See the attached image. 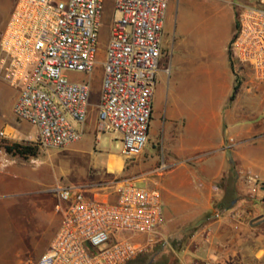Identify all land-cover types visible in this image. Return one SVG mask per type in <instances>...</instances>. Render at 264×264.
Instances as JSON below:
<instances>
[{
    "label": "built area",
    "instance_id": "2783aa9c",
    "mask_svg": "<svg viewBox=\"0 0 264 264\" xmlns=\"http://www.w3.org/2000/svg\"><path fill=\"white\" fill-rule=\"evenodd\" d=\"M104 5L105 0H17L2 32L0 75L17 92L12 112L36 128L34 143L41 149L81 140L77 125L87 120L91 88L68 74L94 72ZM167 5L113 0L97 125L121 137L126 158L140 155L148 141ZM229 53L264 80V0L240 6ZM0 139H8L6 130ZM51 192L67 207L47 251L33 264H129L150 251L164 223L156 189L122 182L114 202L60 184ZM121 232L130 235L119 238Z\"/></svg>",
    "mask_w": 264,
    "mask_h": 264
},
{
    "label": "crops",
    "instance_id": "0c3cea01",
    "mask_svg": "<svg viewBox=\"0 0 264 264\" xmlns=\"http://www.w3.org/2000/svg\"><path fill=\"white\" fill-rule=\"evenodd\" d=\"M230 13L232 15V11H228L223 16L224 33L217 44L212 39L203 50L199 43L185 40L182 30L174 45V71L168 72L165 67L158 70L151 122L155 98H162L159 137L165 143L158 153L161 156L163 151V158L144 156V151L132 158H126L122 150L99 154L90 151L89 159L94 157L101 171L84 184V189L74 188L89 199L107 202L115 201L116 190L122 182L156 189L161 194L166 222L176 218L191 221L203 214L215 213L224 199L232 198L228 210L220 207L236 230L225 237L229 240L227 248H236L239 264H264V214L254 205L257 214L253 219L259 222L255 225L250 219L246 225L243 221L245 204L238 199L243 196L256 199L264 192V80L253 78L246 67L231 59L228 51L233 34ZM165 26L166 23L164 33ZM95 114L90 109L86 121L97 125ZM23 122L16 120L14 127L9 128L14 137L12 141L33 144L36 128L30 129ZM79 131L82 139L86 129L81 127ZM42 150L44 153L33 165L40 166L41 157L52 158L48 150ZM28 172L26 165L0 151V207L5 205L2 200L13 196L32 199L35 207L50 197L48 193H53L50 191L33 193ZM53 196L59 199L54 193ZM7 203L5 206L10 207L11 202ZM54 208L59 220L62 219L66 207L54 203ZM186 253L178 264L201 263L197 257L204 258L205 263H215L211 253L200 254L199 249Z\"/></svg>",
    "mask_w": 264,
    "mask_h": 264
},
{
    "label": "rangeland",
    "instance_id": "374dc122",
    "mask_svg": "<svg viewBox=\"0 0 264 264\" xmlns=\"http://www.w3.org/2000/svg\"><path fill=\"white\" fill-rule=\"evenodd\" d=\"M16 2L17 0H0V39ZM167 2L166 26L165 33L163 29L158 68L165 67L168 72L175 69L176 49L174 45L180 39L182 30L185 31V40L199 43L200 48L203 50L209 46L212 39L217 44L218 39L224 33L222 19L228 11H232V15L230 13V29L233 30L234 34L238 22L239 8L242 4H246V0H167ZM113 18V0H105L95 70L91 75L83 73L68 74L72 82L83 81L89 83L91 88L89 110L92 109L96 116L101 94L103 60L110 38ZM246 68L248 69V65H246ZM248 71L254 78L252 72L249 69ZM162 74L166 77V74ZM200 79L202 81L203 78L200 77ZM16 98L17 92L9 87L0 75V131L4 129L8 134V139H0V151L26 165L29 171L28 179L32 182L35 190L33 193L51 192V189L57 184L69 187H86L84 184L91 182L101 171V165L93 161L94 157L90 156L89 159V152L97 154L107 151L120 153L123 148L119 135L102 133L97 129V125L86 121L83 126H77L79 130H81V127L86 129L80 141L66 149H49L48 153L51 154L52 158L41 157V165L35 166L33 161L44 153L43 150L35 143H15L12 141L14 137L9 128L14 127L17 120L12 112ZM154 106V119L150 123V136L143 153L147 157L158 156V158H163L164 152L161 151V156L158 153L162 143H165V140L159 137L163 99L157 100L155 98ZM23 125L28 126L30 129L35 128L26 122H23ZM17 144L32 149L30 152L20 155L14 148ZM48 194L50 197L36 207L31 203L33 202L32 199L27 201V198L24 197L16 198V196H13L10 200H2L5 205L8 204L7 202H11V208L5 205L0 207V264H33L47 250L48 247L45 246L51 242L61 222L58 212L54 208V203L67 207V203L57 199L53 196V193ZM231 199L227 198L222 208H226ZM238 199L245 204L243 207L244 223L247 225L249 220L252 219L250 223L256 225L259 219H253L257 214L253 208L256 207L254 205H257L259 213L264 214V192H260L256 199L247 196ZM221 209L219 208L212 214H203L191 221H182L180 218H176L173 222H166L164 219L159 233L152 240L150 251L139 255L131 264H178L182 254L197 249L200 250V254L211 253L213 262L216 264H239L241 260L236 262V258L238 259L237 256H239V254H235L236 248L231 246L227 248L229 240L225 239L227 235L234 234L236 230L233 229L229 220L223 216L225 212ZM129 235V233L121 232L118 237L122 238ZM145 240H147L146 237L142 239V241ZM197 260L201 262L197 264L205 263L204 258L197 257Z\"/></svg>",
    "mask_w": 264,
    "mask_h": 264
},
{
    "label": "trees",
    "instance_id": "16d2710c",
    "mask_svg": "<svg viewBox=\"0 0 264 264\" xmlns=\"http://www.w3.org/2000/svg\"><path fill=\"white\" fill-rule=\"evenodd\" d=\"M14 148L16 149L17 153L20 155H24L27 152H30L32 148L28 147V146H22V145H15ZM8 151H10L9 148H7ZM233 199H231V201L229 202V204L226 206L225 210H228L231 207V203H232ZM226 199H224L218 206V208L222 207L223 204L225 205ZM132 263V262H131ZM129 263V264H131Z\"/></svg>",
    "mask_w": 264,
    "mask_h": 264
}]
</instances>
